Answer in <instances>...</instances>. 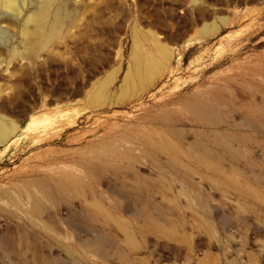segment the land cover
<instances>
[{"label": "rangeland", "instance_id": "obj_1", "mask_svg": "<svg viewBox=\"0 0 264 264\" xmlns=\"http://www.w3.org/2000/svg\"><path fill=\"white\" fill-rule=\"evenodd\" d=\"M44 3L0 15V264H264V0Z\"/></svg>", "mask_w": 264, "mask_h": 264}, {"label": "bare ground", "instance_id": "obj_2", "mask_svg": "<svg viewBox=\"0 0 264 264\" xmlns=\"http://www.w3.org/2000/svg\"><path fill=\"white\" fill-rule=\"evenodd\" d=\"M45 1L43 0L42 1L43 3L38 4V3H36V0H0V15H2L1 10H4L6 13L10 12L11 14H13L17 17L24 16L25 7L28 5V3H35L31 14H28L27 18L25 19L24 25H26V23L29 20H31L32 18H35L38 15H45L44 13L48 12L49 9H48V7H46V5L48 6V4H45L44 3ZM48 1L50 2V0H48ZM46 15H49V14L46 13ZM55 16L57 19L63 18L61 8H59V10L56 11ZM45 17L42 18L43 24H45L46 20H47V16H45ZM24 28H26V27H24ZM55 31H56V29H54V28L51 30L52 33ZM7 33H8V31L6 29L0 28V41H3L5 39V37L8 35ZM11 133H12V130L10 129V127L5 125V123H3L0 120L1 137L3 139H7ZM38 259L40 260V258H38Z\"/></svg>", "mask_w": 264, "mask_h": 264}]
</instances>
